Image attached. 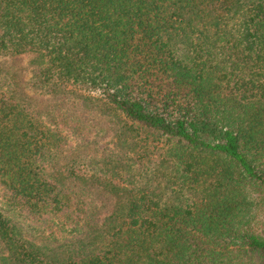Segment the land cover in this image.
<instances>
[{
  "label": "trees",
  "instance_id": "trees-1",
  "mask_svg": "<svg viewBox=\"0 0 264 264\" xmlns=\"http://www.w3.org/2000/svg\"><path fill=\"white\" fill-rule=\"evenodd\" d=\"M0 264H264V0H0Z\"/></svg>",
  "mask_w": 264,
  "mask_h": 264
},
{
  "label": "rangeland",
  "instance_id": "rangeland-1",
  "mask_svg": "<svg viewBox=\"0 0 264 264\" xmlns=\"http://www.w3.org/2000/svg\"><path fill=\"white\" fill-rule=\"evenodd\" d=\"M28 61H29L28 57H22L21 59L16 61L14 67L18 69V71H20L21 74L23 73L22 72L23 70L25 71L27 70L25 74L27 75L28 70H30L28 67ZM28 76H30V74ZM100 134L95 138L87 137L83 141H74L72 142L73 145L72 148L77 149L79 146H82V148L78 150L79 152H83L88 156L96 155L97 157H99L103 152V150L113 148L114 146V140L112 136L108 134H103L101 137H99Z\"/></svg>",
  "mask_w": 264,
  "mask_h": 264
}]
</instances>
